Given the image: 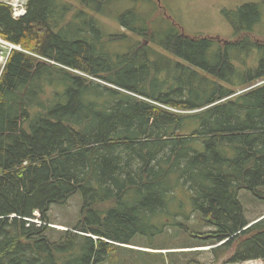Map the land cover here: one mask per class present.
<instances>
[{"label": "trees", "instance_id": "1", "mask_svg": "<svg viewBox=\"0 0 264 264\" xmlns=\"http://www.w3.org/2000/svg\"><path fill=\"white\" fill-rule=\"evenodd\" d=\"M28 1L21 20L0 4V37L29 52L12 53L0 81V264H108L162 234L156 218L189 221L168 210L178 197L215 228L184 225L191 238L224 242L232 264L264 260V216L249 221L239 198L264 201V0L225 11L232 40L127 11L118 20L135 46L115 57L98 19L112 0ZM77 194V225L53 239L52 206ZM36 213L44 225L29 222Z\"/></svg>", "mask_w": 264, "mask_h": 264}, {"label": "rangeland", "instance_id": "2", "mask_svg": "<svg viewBox=\"0 0 264 264\" xmlns=\"http://www.w3.org/2000/svg\"><path fill=\"white\" fill-rule=\"evenodd\" d=\"M58 1L77 9H82V0ZM261 1L162 0V5L169 16L184 29L187 36L218 37L219 39L232 40L235 36L225 11L235 12L245 5L260 4ZM110 3L105 8L106 13L98 16L101 32L108 37L116 34L128 35L127 39L120 40V42L109 41L108 37L102 39V47L114 57L127 55L132 51V47L135 46L132 36L123 29L118 20V17L127 11H135L136 16L143 14L144 19H142V22H146L147 19L149 20L156 15L160 26L163 25L170 29L171 23L167 21L163 14L166 11L164 9L160 10L155 0L147 2L141 0H112ZM157 9H159L160 15L158 12L156 13ZM85 13L89 14L90 10H85ZM77 24L80 25L81 22H77ZM69 37L72 38V36ZM255 37L264 40L263 7L261 24L257 26ZM143 44H147V41L143 40ZM148 55V59L153 62L154 57L151 50ZM260 195L264 196V187L260 189ZM239 198L245 208V216L249 221L254 222L264 216L263 200L248 191L240 192ZM179 199L178 197V199L176 198L170 203L168 210L172 214L180 211V213L189 215V221H185L181 216H170L168 214L156 218L154 223H152L156 228L153 233L158 234L157 230L163 224L165 227L162 234H158L155 238L151 237V234L137 237L132 246H121L122 248L113 254V258L108 264H232L229 263L232 257V248L229 251L220 248L224 242L213 244L212 241L193 239L189 236L188 232L185 231L184 225L189 227L191 231L199 232L198 235L202 237L214 232L215 228L202 223L201 218L193 213V207L189 200L182 198L184 199L180 200L184 202L182 203ZM81 203V195L77 194L67 205L52 206L50 213L51 224L48 225L53 229V236L50 235L53 239L57 240L63 232L72 230L77 225L80 219ZM95 240L97 239L95 238ZM154 255H163L167 258L160 260ZM242 264H264V260H254Z\"/></svg>", "mask_w": 264, "mask_h": 264}, {"label": "built area", "instance_id": "3", "mask_svg": "<svg viewBox=\"0 0 264 264\" xmlns=\"http://www.w3.org/2000/svg\"><path fill=\"white\" fill-rule=\"evenodd\" d=\"M0 4H5L11 8V14L14 20L23 19L28 12V0H0ZM14 52H21L24 54H29V52L25 51L22 46L14 44L10 41H7L0 37V81L5 73L7 68L10 56ZM35 219L30 220L31 223L36 224L38 227L44 225L42 221H40V215L36 213L34 215Z\"/></svg>", "mask_w": 264, "mask_h": 264}, {"label": "water", "instance_id": "4", "mask_svg": "<svg viewBox=\"0 0 264 264\" xmlns=\"http://www.w3.org/2000/svg\"><path fill=\"white\" fill-rule=\"evenodd\" d=\"M155 1L158 3L160 9H164V7H163V5H162V0H155ZM165 16H166L168 19L172 20V22H173L174 25L180 27V26H179V25H178V24L172 19V17L168 15L167 11L165 12ZM181 29H182L183 35H186L185 32H184V29H183V28H181Z\"/></svg>", "mask_w": 264, "mask_h": 264}, {"label": "bare ground", "instance_id": "5", "mask_svg": "<svg viewBox=\"0 0 264 264\" xmlns=\"http://www.w3.org/2000/svg\"><path fill=\"white\" fill-rule=\"evenodd\" d=\"M36 57V56H35ZM47 61V60H46ZM34 216V215H33Z\"/></svg>", "mask_w": 264, "mask_h": 264}]
</instances>
